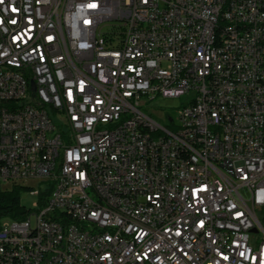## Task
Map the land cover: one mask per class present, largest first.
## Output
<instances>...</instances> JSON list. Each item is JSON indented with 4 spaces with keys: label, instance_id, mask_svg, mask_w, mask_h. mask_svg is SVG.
I'll return each instance as SVG.
<instances>
[{
    "label": "built area",
    "instance_id": "built-area-1",
    "mask_svg": "<svg viewBox=\"0 0 264 264\" xmlns=\"http://www.w3.org/2000/svg\"><path fill=\"white\" fill-rule=\"evenodd\" d=\"M14 187L0 264H264V0H0Z\"/></svg>",
    "mask_w": 264,
    "mask_h": 264
},
{
    "label": "rangeland",
    "instance_id": "rangeland-1",
    "mask_svg": "<svg viewBox=\"0 0 264 264\" xmlns=\"http://www.w3.org/2000/svg\"><path fill=\"white\" fill-rule=\"evenodd\" d=\"M109 28H103L107 31ZM190 96H183L181 98L167 99L156 98L154 101L148 103V106L144 111L150 115L160 125L172 129V125L168 121L167 117H171L175 121V125L178 123V116L184 106L187 105ZM35 190H43V185L33 184ZM38 201V196H34V191L28 193H22L21 203L26 209H33L34 204Z\"/></svg>",
    "mask_w": 264,
    "mask_h": 264
},
{
    "label": "trees",
    "instance_id": "trees-1",
    "mask_svg": "<svg viewBox=\"0 0 264 264\" xmlns=\"http://www.w3.org/2000/svg\"><path fill=\"white\" fill-rule=\"evenodd\" d=\"M28 193L25 187H14L0 195V221L2 219L22 220L26 209L21 203L22 193Z\"/></svg>",
    "mask_w": 264,
    "mask_h": 264
},
{
    "label": "bare ground",
    "instance_id": "bare-ground-1",
    "mask_svg": "<svg viewBox=\"0 0 264 264\" xmlns=\"http://www.w3.org/2000/svg\"><path fill=\"white\" fill-rule=\"evenodd\" d=\"M154 70V62H147L144 65V72ZM171 152H179V145H171ZM181 153H188V146H181ZM210 174H219V167H210Z\"/></svg>",
    "mask_w": 264,
    "mask_h": 264
},
{
    "label": "snow or ice",
    "instance_id": "snow-or-ice-1",
    "mask_svg": "<svg viewBox=\"0 0 264 264\" xmlns=\"http://www.w3.org/2000/svg\"><path fill=\"white\" fill-rule=\"evenodd\" d=\"M89 7H95V4H90Z\"/></svg>",
    "mask_w": 264,
    "mask_h": 264
},
{
    "label": "water",
    "instance_id": "water-1",
    "mask_svg": "<svg viewBox=\"0 0 264 264\" xmlns=\"http://www.w3.org/2000/svg\"><path fill=\"white\" fill-rule=\"evenodd\" d=\"M172 121V119L171 118H169V122H171Z\"/></svg>",
    "mask_w": 264,
    "mask_h": 264
}]
</instances>
